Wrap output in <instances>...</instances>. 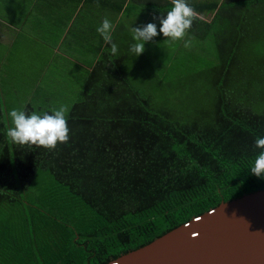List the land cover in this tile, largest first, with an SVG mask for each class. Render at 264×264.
<instances>
[{
	"label": "trees",
	"instance_id": "obj_1",
	"mask_svg": "<svg viewBox=\"0 0 264 264\" xmlns=\"http://www.w3.org/2000/svg\"><path fill=\"white\" fill-rule=\"evenodd\" d=\"M189 5L198 15L188 33L216 42L220 83L210 110L178 115L156 105L125 84L122 58L110 72L100 62L89 71L67 112L70 138L54 150L11 143L0 104V264H105L221 202L264 189V179L249 172L259 152L254 140L264 137V108L253 111L252 101L263 93L246 96L243 79L247 43L264 40V0ZM171 7L165 1L163 10L150 11L158 17ZM262 68L264 60L249 73L260 80ZM37 170L56 184L51 199H77L68 220L26 211L34 206L22 193ZM49 230L40 250L36 236ZM24 238L31 242L26 251Z\"/></svg>",
	"mask_w": 264,
	"mask_h": 264
},
{
	"label": "rangeland",
	"instance_id": "obj_2",
	"mask_svg": "<svg viewBox=\"0 0 264 264\" xmlns=\"http://www.w3.org/2000/svg\"><path fill=\"white\" fill-rule=\"evenodd\" d=\"M164 1L171 2V0ZM199 1L219 2L221 0H186L188 4ZM17 6L19 7L20 3H17L16 0H3L2 3H0V7L5 10L10 8L12 11L15 10ZM148 8L149 10H157V8L163 10L161 6L153 7V5H149L148 2L146 5L142 6L139 0H131L127 4L125 12L120 16L118 23L120 26L116 30L119 36L118 40H114L115 36L113 37V41L122 46V49L119 50V54L124 56L121 71L125 84L143 96H152L156 105L172 110L178 115L184 113L194 114L199 110H210L215 99L214 87L220 83V80L215 82L216 78L213 71L214 67L218 64L215 39L209 36L205 40H199L187 33L182 40L173 44L166 42V38H164L162 34H159L154 37L151 42L144 45L145 50L141 55L135 57L134 54L129 52L130 44L135 42L132 39L133 33L131 27H139L147 23H156L157 29L159 30V22L154 19L157 16L154 15V12L150 11L149 13ZM15 20L14 17H12V19L10 18V24H14ZM30 37H27V39H31V41L28 42L33 45L35 42L40 44V42ZM189 37H191V46L185 48L184 41L189 39ZM22 47L23 48L19 50V54L15 52L13 57L14 59L16 57L18 58L17 65L15 66L18 67V69H16L17 73H21L23 68H26V63L30 62L29 59L31 54L28 53L27 50L31 48V46L27 47L23 45ZM243 60L246 62L244 68L246 74L243 76V79L244 82L249 80L248 83L250 84V89L246 90L245 95L252 97L251 95H256L259 91L263 93L261 98L252 101L254 104L258 102L255 106L253 104L251 108L253 111L258 112L264 108V75H262L259 80L255 73H249V71H258L252 69V66H258L262 63V60H264V40L256 38L253 42H248L243 53ZM9 66H11L10 63ZM261 70L264 71L263 68ZM9 76L13 77V79L18 78L14 73ZM2 90L4 92V100L6 101L4 105L6 103L8 104L9 101H14L16 97L19 98L18 95L9 93L5 85H2ZM19 94L21 93L19 92ZM60 96L63 98L65 95H56L52 99L55 108L57 107ZM73 97L74 95H68L64 101H71ZM244 99L246 98L244 97ZM36 100V95H33L32 102ZM59 103L61 104L62 102L59 101ZM0 104L3 111H5L8 116V113L12 110L8 108V106L12 107V105L9 104L3 107L2 101ZM13 108L16 107L14 106ZM8 120H10V118ZM55 185L51 176L46 171L37 170L30 181L28 189L25 193H22L23 200H26L27 204L34 206V208L26 206V211H33L32 213L36 215L39 214V210H44L58 217H66V220L71 218V212L74 210L73 206L77 204V199L66 200L63 205L62 199H68L67 196L61 195L58 201L51 199L49 195L56 192ZM16 210L17 206H14L11 212L14 213ZM9 221L10 219H8L6 223ZM50 221H52L51 218L48 219V222ZM54 225L55 223H53V226ZM50 234L49 230L46 234L36 236V244L39 246L40 250L45 244L49 243L48 237ZM57 238L60 239L62 237L57 235ZM20 244L25 251L31 247V242L28 244L27 238L22 239Z\"/></svg>",
	"mask_w": 264,
	"mask_h": 264
},
{
	"label": "crops",
	"instance_id": "obj_3",
	"mask_svg": "<svg viewBox=\"0 0 264 264\" xmlns=\"http://www.w3.org/2000/svg\"><path fill=\"white\" fill-rule=\"evenodd\" d=\"M2 1L0 0V3ZM130 1L16 0L20 6L15 7V10L0 7V103L2 101L3 107L10 104V109L28 108L30 114L52 112L60 106H66L69 110L77 101L86 76L97 62L102 64L100 69L104 66L106 72L113 70V64L118 62L119 57L124 62V56L119 54L122 46L117 44L118 53L111 54L110 46L105 44L96 29L107 17L114 25L112 37L115 36L114 40H118L116 30L120 26V16ZM139 2L142 6L147 2L157 6L165 3L164 0ZM148 12L150 13L149 8ZM12 17L16 20L11 25L9 20ZM27 37L37 40L40 44H31L28 42L31 39ZM23 45L31 46L27 50L31 54L30 62L26 63L27 66L21 73H17L18 67L15 66L18 58L13 57L15 52L19 54ZM122 62L119 65L120 70ZM13 73L18 78L9 76ZM2 85H5L9 93L18 95L19 98L16 97L14 101L4 105L6 101ZM60 94L65 96H60L55 108L52 99ZM33 95L37 97L34 102ZM68 95H74L73 99L64 101ZM14 106L16 108H13Z\"/></svg>",
	"mask_w": 264,
	"mask_h": 264
},
{
	"label": "water",
	"instance_id": "obj_4",
	"mask_svg": "<svg viewBox=\"0 0 264 264\" xmlns=\"http://www.w3.org/2000/svg\"><path fill=\"white\" fill-rule=\"evenodd\" d=\"M105 264H264V189L221 202Z\"/></svg>",
	"mask_w": 264,
	"mask_h": 264
},
{
	"label": "clouds",
	"instance_id": "obj_5",
	"mask_svg": "<svg viewBox=\"0 0 264 264\" xmlns=\"http://www.w3.org/2000/svg\"><path fill=\"white\" fill-rule=\"evenodd\" d=\"M171 4L170 11L154 18L159 22V30L156 23L131 27L132 39L135 42L130 44L129 52L135 57L141 55L145 50L144 45L151 42L159 34L166 38V42L173 44L187 35L198 14L186 0H171ZM96 31L103 38L105 44L110 46L111 54L116 55L118 45L112 37L113 23L105 17ZM190 46L191 37L184 41L185 48ZM67 112L66 106L53 109L51 114H37L35 112L28 114L23 110L12 109L8 113L11 126L7 129L6 136L15 145L36 146L54 150L57 143L65 144L70 138ZM254 147L259 152L254 158L249 172L257 178L264 179V137H257L254 140Z\"/></svg>",
	"mask_w": 264,
	"mask_h": 264
}]
</instances>
